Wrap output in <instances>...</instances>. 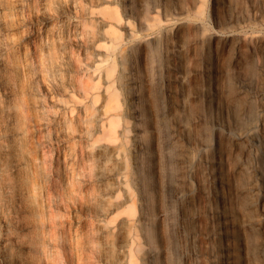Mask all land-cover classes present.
<instances>
[{
    "label": "rangeland",
    "instance_id": "rangeland-1",
    "mask_svg": "<svg viewBox=\"0 0 264 264\" xmlns=\"http://www.w3.org/2000/svg\"><path fill=\"white\" fill-rule=\"evenodd\" d=\"M263 187L264 0H0L8 264H264Z\"/></svg>",
    "mask_w": 264,
    "mask_h": 264
},
{
    "label": "bare ground",
    "instance_id": "bare-ground-1",
    "mask_svg": "<svg viewBox=\"0 0 264 264\" xmlns=\"http://www.w3.org/2000/svg\"><path fill=\"white\" fill-rule=\"evenodd\" d=\"M55 22V19L53 17H46L45 18V24L47 27L49 26H53ZM239 45V44H238ZM248 56V55H247ZM246 56V57H247ZM250 57V56H249ZM248 57V58H249ZM235 60V59H234ZM260 175V174H258ZM253 184V183H252ZM258 184V183H257ZM258 186H256L255 188H257ZM264 189V187H263ZM258 190V189H257ZM234 191H236V189H234ZM259 191V190H258ZM258 194V193H257ZM259 196V195H258ZM258 206V205H256ZM259 225V224H258ZM5 247V235L3 234V232L0 231V264H8L7 259L4 257V250L3 248Z\"/></svg>",
    "mask_w": 264,
    "mask_h": 264
}]
</instances>
